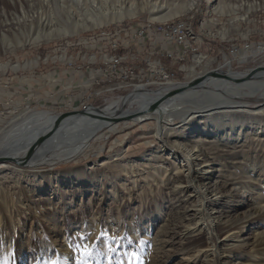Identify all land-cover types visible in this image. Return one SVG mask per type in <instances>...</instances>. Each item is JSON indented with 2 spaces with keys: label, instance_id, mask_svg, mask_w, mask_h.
Instances as JSON below:
<instances>
[{
  "label": "rangeland",
  "instance_id": "obj_1",
  "mask_svg": "<svg viewBox=\"0 0 264 264\" xmlns=\"http://www.w3.org/2000/svg\"><path fill=\"white\" fill-rule=\"evenodd\" d=\"M177 22L182 42L164 33ZM257 67L264 0H0V154L80 112L37 164L0 163V264H264V70L234 81ZM200 78L162 122L132 116ZM36 112L51 118L17 141ZM80 117L109 125L61 159L84 132L52 136Z\"/></svg>",
  "mask_w": 264,
  "mask_h": 264
},
{
  "label": "bare ground",
  "instance_id": "obj_2",
  "mask_svg": "<svg viewBox=\"0 0 264 264\" xmlns=\"http://www.w3.org/2000/svg\"><path fill=\"white\" fill-rule=\"evenodd\" d=\"M193 5V3H191V5H188L189 6V8L191 7ZM172 15H174V12H168V13H166L165 15H163V16H161V17H159L158 19H166V18H169V17H171ZM105 21H99V22H97V24H102V23H104ZM74 29H78V28H74ZM74 29H73V31H74ZM67 32H70V31H65L64 33H67ZM246 85H252L251 87H253L254 85H256V86H259V84H255V83H253L252 82V84H246ZM164 95H165V92H163L162 94H160V98H158V99H156V100H151L152 102H156V103H159V102H161L157 107L158 108H156L155 110H153L152 111V113H150L147 109H148V106H150V105H146V106H144V104H145V102H142L143 103V107H142V109L143 110H145L144 111V113H142V114H140V115H144L143 117L141 116V117H139V119H143V118H147V117H152V118H154L155 120H157L158 122L160 121V122H162L161 120H163V118H166V116L168 115V114H166V113H168V112H170L172 109H167L168 107H171V105H176V103H172V102H168V105L167 106H161V107H159L161 104H162V98L164 97ZM183 96H185V95H183ZM162 99V100H161ZM179 100V99H178ZM182 100V99H181ZM184 100V99H183ZM164 101H166L165 99H164ZM179 109V108H178ZM166 110H167V112H166ZM262 111V110H261ZM99 116H101L102 118H104V119H108V121L110 120V121H113L114 122V118H112L113 116H115V113H112L110 110H108L107 111V113H104V112H96ZM147 113H150V114H147ZM146 114V115H145ZM177 114V113H176ZM107 115H108V117H107ZM140 115H138V116H140ZM109 116H111V117H109ZM169 116V115H168ZM172 116V115H171ZM48 118H51V117H47L46 118V116H45V113H43V112H36V113H33V115H31L30 116V114H27V118L26 119H23V120H20V121H17V122H14L15 123V127H16V129H17V132L19 133V136L16 138V139H18L17 141H21V142H30V141H32V135H35L36 136V134L37 135H39L38 133L40 132H38V133H35V134H31V130L33 129V127L34 126H36L37 125V121H40L41 119L42 120H48ZM64 118H65V116L64 117H62V118H60L61 119V121L59 120V122L57 123H54L53 124V126H51L50 127V129L49 130H53L54 128H56L57 126H59L60 124H66L67 122H65L64 121ZM102 118H98L97 119V117L96 118H93L91 121H90V123H87V120H85V118L84 117H80L78 120L76 119L75 121H76V123L74 122V123H72V126L71 127H64V128H62V129H60V131L61 132H59V133H55L53 136H52V138H54V140H55V138H59V139H61V138H65L66 136H69L70 138L69 139H71V140H73V141H75V139H78L79 137V134H82L81 132H84L83 134H82V137H80L81 139L79 140V141H76V143L78 144V145H74V146H72V147H70V148H68L67 150H65V151H63L62 153H63V157L61 158V159H65V160H68V159H71V158H73V157H75V156H77V155H79V153L80 152H82V148H83V146H85L86 145V143H87V141H88V139L91 137L90 135L92 134H94V132L97 130V129H101L102 127H104V126H107L108 127V125H109V122L107 121V120H104V119H102ZM116 118V117H115ZM57 118H53V119H51L49 122H52V121H55ZM102 119V120H101ZM28 120H30V121H28ZM12 121H14V120H12ZM69 121V120H68ZM22 122H25V123H22ZM63 122V123H62ZM181 123V122H180ZM160 124V126H161V128L159 129V131H157L156 133L157 134H159L161 137H163V136H165V135H168L169 133V130H170V127H166V125L165 124H161V123H159ZM90 126V128L91 129H87L88 127ZM35 128V127H34ZM42 130V129H41ZM217 130V129H216ZM156 131V130H155ZM209 131V130H208ZM43 132V131H42ZM41 132V133H42ZM48 133V132H47ZM21 134V135H20ZM240 135V134H239ZM17 136V135H16ZM55 136V137H54ZM78 137V138H77ZM167 137V136H166ZM15 139V140H16ZM239 139V138H238ZM49 141V140H48ZM67 143V142H66ZM20 145V144H19ZM198 150V149H197ZM191 151V150H190ZM200 150H198V151H196V150H193V151H191V152H189L188 154H189V157L187 158V159H185L186 160V164L185 165H187V168L185 169V179H186V177H190V172H191V168H190V165L193 163V162H195V165H197V166H200L201 165V162H199L198 160L200 159L199 158V156H200V152H199ZM38 158V157H37ZM38 162V161H37ZM40 163V162H39ZM206 163V162H205ZM185 167V166H184ZM200 170V169H199ZM192 173V172H191ZM202 174V173H201ZM197 176V175H196ZM179 183V182H178ZM180 185H181V183H180ZM186 185H187V183H186ZM185 185V186H186ZM183 186H184V184H183ZM192 186H193V184H192ZM195 186V185H194ZM178 188V187H177ZM194 190V189H193ZM182 191H184V190H182ZM196 190H194L193 192H195ZM212 191L211 190H209V189H207V188H205L204 187V189H203V193H204V195H206L207 193H211ZM197 195H201L200 194V191L199 190H197L196 192H195ZM214 193V192H213ZM207 196V195H206Z\"/></svg>",
  "mask_w": 264,
  "mask_h": 264
},
{
  "label": "water",
  "instance_id": "obj_3",
  "mask_svg": "<svg viewBox=\"0 0 264 264\" xmlns=\"http://www.w3.org/2000/svg\"><path fill=\"white\" fill-rule=\"evenodd\" d=\"M259 70H264V67H257L253 70H251L249 73H244L242 74L241 76L237 77L234 79L235 81V84L238 85V84H241V82H244L246 79H248L249 77H251V74L255 73L256 71H259ZM209 76H217V77H220V78H229L228 76L226 75H222L218 72H212V73H209L208 74ZM204 78H200V79H196V80H193V81H190L188 83H184V84H181L179 85L176 89L174 88L173 90H170L168 91V93H165L164 97L161 99L162 101H164V99H169L170 96L174 95V94H177V93H185L191 89H193V87H200L201 85V82L203 81ZM200 83V85H199ZM161 102L159 103H156V102H152L150 104V106H148V111L149 112H152L153 110H155L157 108V106L160 104ZM164 103V102H162ZM106 109V108H105ZM145 110H143L142 108L140 110H137L135 112H132V116H138L142 113H144ZM80 112H69V113H63L61 114L62 116H65V118H68L69 116H72V115H77L79 114ZM82 113V112H81ZM54 131L53 130H50V132L40 136L37 138V140L31 144L26 150H23V148L21 147H14L12 150H9V151H6L5 153L2 152L0 154V163L2 162H13L17 165H23V166H31V165H35L37 164L31 157V155L33 154V152L35 151V149L41 145V143H43V141L50 135L52 134ZM31 159V160H30ZM30 160V161H29ZM39 163V162H38Z\"/></svg>",
  "mask_w": 264,
  "mask_h": 264
},
{
  "label": "built area",
  "instance_id": "obj_4",
  "mask_svg": "<svg viewBox=\"0 0 264 264\" xmlns=\"http://www.w3.org/2000/svg\"><path fill=\"white\" fill-rule=\"evenodd\" d=\"M185 25V22H177L176 24L166 27L164 33L168 38H172L174 35L177 41L182 42L184 37L182 30H184Z\"/></svg>",
  "mask_w": 264,
  "mask_h": 264
},
{
  "label": "snow or ice",
  "instance_id": "obj_5",
  "mask_svg": "<svg viewBox=\"0 0 264 264\" xmlns=\"http://www.w3.org/2000/svg\"><path fill=\"white\" fill-rule=\"evenodd\" d=\"M85 251L87 252V249Z\"/></svg>",
  "mask_w": 264,
  "mask_h": 264
}]
</instances>
